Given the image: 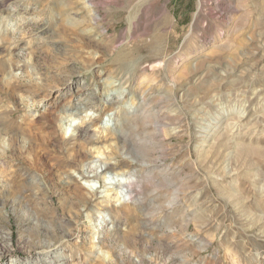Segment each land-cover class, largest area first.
Returning <instances> with one entry per match:
<instances>
[{
  "label": "rangeland",
  "instance_id": "obj_1",
  "mask_svg": "<svg viewBox=\"0 0 264 264\" xmlns=\"http://www.w3.org/2000/svg\"><path fill=\"white\" fill-rule=\"evenodd\" d=\"M4 248L264 264V0H0Z\"/></svg>",
  "mask_w": 264,
  "mask_h": 264
},
{
  "label": "bare ground",
  "instance_id": "obj_2",
  "mask_svg": "<svg viewBox=\"0 0 264 264\" xmlns=\"http://www.w3.org/2000/svg\"><path fill=\"white\" fill-rule=\"evenodd\" d=\"M207 130V129H206ZM210 130H212V129H210ZM104 164V163H103ZM102 166V165H101ZM90 172H97V169L95 170H90ZM110 172H112V171H110V169L108 170L107 168H103V172L102 173H104L105 175H107L108 173H110ZM100 177V176H99ZM105 177V176H104ZM125 181V180H124ZM128 181H130V180H128ZM112 182H110V184H111ZM114 184H119V180H115V182H114ZM130 184H131V182H130ZM121 185V184H120ZM122 186V185H121ZM122 187H124V188H120V189H122L121 190V192L120 193H122V195L124 196V197H129V194H130V192L128 191V189H125V186H122ZM130 187V186H129ZM69 238H73V237H75V234L74 233H71V232H69V233H67L66 234ZM7 237V236H6ZM8 246H9V244H8ZM9 251V249H3V250H0V258H2L3 256H5L6 255V252H8ZM51 251H53V250H51ZM10 264H16V261H15V259H13L11 262H10Z\"/></svg>",
  "mask_w": 264,
  "mask_h": 264
}]
</instances>
